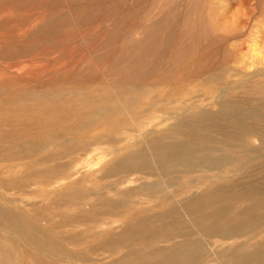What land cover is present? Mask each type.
<instances>
[{"label": "rangeland", "instance_id": "obj_1", "mask_svg": "<svg viewBox=\"0 0 264 264\" xmlns=\"http://www.w3.org/2000/svg\"><path fill=\"white\" fill-rule=\"evenodd\" d=\"M225 100L264 110V0H0V264H181L184 240L190 264H264V187L212 204L230 206L220 220H238V237L203 233L211 204L180 210L173 238L123 234L217 184H264L255 130L210 132L257 150L222 171L109 170L155 139L185 140L181 119Z\"/></svg>", "mask_w": 264, "mask_h": 264}, {"label": "bare ground", "instance_id": "obj_2", "mask_svg": "<svg viewBox=\"0 0 264 264\" xmlns=\"http://www.w3.org/2000/svg\"><path fill=\"white\" fill-rule=\"evenodd\" d=\"M253 85H255V84H253ZM254 89H255V87H254ZM252 91H253V89H252ZM261 94L263 95V93H261ZM219 107H220L219 110L213 114H209L207 112H200L199 114L195 115L194 117H184L183 119H181V122H182L181 124H182V126L185 127V131H184V136L186 137L185 140H183V141L170 140L167 142H162L161 140L155 139V140H153L147 144L148 150H149L148 152H150V154L148 152H147L148 155L146 154V152H138V151L134 152L133 154L126 156L125 158L120 160V164H118L116 166L115 165L112 166L109 170L110 171L111 170L117 171L120 168H124L127 171L136 172L140 169H151L154 167V168H156V170L157 169L160 170V174H167L168 175L171 173L176 174V172L188 173V172H191L190 168L198 165V166H207L208 171H212V170L222 171V169H221L222 165L221 164L223 161H226L225 164L231 163L233 160L240 159L241 157H246L247 155L249 156V153L257 151V150H255L256 149L255 148L254 150L251 149L250 151L247 150L245 152L236 153L233 151V148L235 146L232 145V143H234V142L231 143L232 140H229L230 142L226 141V140L223 142L218 141L216 138H214L210 135V132L211 133L214 132L216 134L220 133L224 136V138L225 137H227V138L236 137L237 138V137L247 136V135L251 134L252 131L254 132V130H255V134L257 132V133H260L261 136L263 135V137H264V110H261L258 107L243 108L242 106L232 102L231 100H225L224 102H222L219 105ZM178 124L173 125L170 128V130L176 131ZM251 135H253V134H251ZM236 138H234V139H236ZM262 151H264V150H262ZM255 154H254V156H255ZM129 162H131V165L129 164ZM176 166L178 168H180L181 170L175 169V168H177ZM258 169H259V167H258ZM151 173L152 172H150L149 174H151ZM161 178H162V176H161ZM162 184L163 183H155V184L150 185L149 187H144V189L153 190L154 194H159L163 190L164 185H162ZM189 184H190V182H189ZM174 185H175V183H174ZM177 185H178V183H177ZM171 186H173V185H171ZM217 186H218V184H217ZM217 186H215L213 188H208L207 190L202 192L200 195L198 194L197 196H195V195L192 196L191 199L186 200L187 202L185 204L182 203V206H180V207H173L164 213L156 214L154 216L155 224H152V225L149 224L148 223L149 221L146 220L145 218L137 220L136 224L133 227L125 229L123 234H130V235L136 236V238H141V237H145V236H152L153 234H156V233H162V234H164V236H166L167 239L173 238V237H168V236L171 234L170 229H171L172 225H174V223L181 220V218H182L179 215L180 210L187 211L188 213L198 212L197 210H200L202 207H206L207 205H210V204L214 205L215 202L218 204L219 201H221L222 199L224 200L225 195L222 194V191H226L229 194V196L231 195L229 197V198H231L232 196L236 195L237 193L241 194L242 191L238 190V189H240V187L242 189L245 188L246 190L250 189L249 192L251 193V188L256 187L259 190V189H262L264 187V184L260 183L257 180L255 182L253 181L252 183L242 184V186H232L233 188L232 187L231 188H221V187H217ZM221 186H223V185H221ZM262 191H264V190H262ZM249 192H248V194H250ZM243 193H245V192H243ZM246 194L247 193H245L244 196ZM227 198H228V196H227ZM233 199H235V198H233ZM248 199H249V197H248ZM224 201H228V199L224 200ZM229 201L226 203L224 202V203L229 204ZM235 201H236V199H235ZM224 203H222V204H224ZM257 204H259V203H257ZM110 205H111V203H110ZM254 205H256V204L254 203ZM228 207H230V206H228ZM228 207L224 206V207H215L214 208V206H213L212 213L211 212L210 213L216 217L214 219H211L212 221L210 223H207L204 221V222L199 224V227H200V229H202L204 234L208 235V234H211L214 232L222 238L238 237L239 226H240L238 220H235V219L232 220L231 219L232 221H230V222L227 220L228 221L227 223H223L226 221L224 219L220 220V218H222V215L227 212ZM200 211H202V210H200ZM243 211L244 210H242V212ZM208 215H210V214H208ZM226 215L228 216V213ZM242 217H244V216H242ZM248 218L251 219V216H246L243 219H248ZM199 219H200V217L198 218V220ZM195 221H197V220L195 219ZM181 233H182V231H181ZM160 235L161 234H159V236ZM154 236H156V235H154ZM208 236H211V235H208ZM43 240L42 239L34 240L31 242V244L35 249L41 250L43 247H45V242H43ZM195 242L196 241H194V240H184L183 242H181L180 244L177 245V249L180 251V256L182 257V258H180L181 264H190L191 263V259L189 258L188 252L190 251V249L193 246H195L194 245ZM152 253L156 254L158 256H164V255H167V253H169V252L167 251V249L162 248V249H155V250H153ZM249 262H251V258L249 256H244L242 259V264H248ZM147 264H161V262L155 261V262H149Z\"/></svg>", "mask_w": 264, "mask_h": 264}]
</instances>
